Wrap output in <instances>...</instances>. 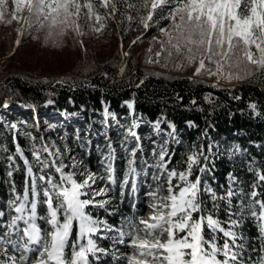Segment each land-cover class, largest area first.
<instances>
[{
    "label": "snow or ice",
    "instance_id": "obj_1",
    "mask_svg": "<svg viewBox=\"0 0 264 264\" xmlns=\"http://www.w3.org/2000/svg\"><path fill=\"white\" fill-rule=\"evenodd\" d=\"M121 2L127 3L137 13L147 11L146 16L129 15L130 21L142 25L145 32L155 27L166 37L164 40L153 37V43L160 44L156 57L160 58L162 53H166L162 67H167L173 58L178 59L175 64L177 68L190 66L198 58V66L193 75L216 76L217 82L213 87H218L221 79L231 82L251 77L253 70L249 65L264 69V0H137L136 3H129L128 0H13L15 11L6 23L18 20L17 14L26 8L29 15L23 17L24 22L29 27L34 24L40 28L47 26V36H52L54 30L55 35L63 36L69 29L83 35L79 20H90L93 15L97 22L103 20L104 17L95 12L97 6L108 9V15L114 17L118 11L117 3ZM6 4L7 0H0V21H5L3 8ZM82 9H87V12ZM162 21H167V26H161ZM45 22H48L47 25ZM103 27L100 24V28ZM16 43L19 44V41ZM206 61L215 65V68L206 67ZM147 62L159 64L160 59H149ZM225 68L229 71L224 72ZM231 69L237 71L233 73ZM120 72L123 74L124 68ZM57 83L63 84L66 81ZM143 83L141 80L136 87L139 88ZM233 99L239 100L240 97ZM195 103L193 100L192 104ZM124 104L130 110L134 108L132 100H126ZM4 106L7 107V104ZM249 107L255 109L256 105L250 104ZM114 116L107 107L104 108L105 122ZM163 122V118H160L153 124L157 134H160ZM188 125L195 127L192 121H188ZM138 127L137 119L133 118L127 137L135 138L137 145L128 153L131 158L127 159L123 180L119 183L120 198L134 194L138 187L136 154L143 151L140 137L134 131ZM11 128L15 129L16 125L12 124ZM169 128L172 131L167 136L172 142H178L175 125L169 122ZM168 143L169 140H166L164 145L158 146V151L157 148L152 150L153 156L157 157L155 165L150 166L156 169L152 175L155 188L146 193L151 199L149 207L152 212L147 219L134 218L128 223L127 232L115 229L107 220L95 218L88 211L89 207L108 211L106 206L112 203L111 198L97 200V197L107 196L110 191L106 187L98 191L93 187L104 177L86 167L81 171L83 162L75 158L71 169L65 172L68 165L64 163L59 149L51 151L45 145L42 151L51 159L42 158L41 150H36L32 153L35 161L30 162L17 146L16 153L26 166L24 188L23 193H20L16 184L10 180L12 198L7 201V207L15 214L11 215L9 222L0 224V228L6 229L0 235V245L12 244L16 251H21V248L23 251L19 257L10 255L7 260L0 259V264H92L90 257L99 261L101 257L97 253L107 254L106 249L98 247L92 238L101 230L119 231V239L115 243L125 244L124 237H129L127 246L131 252L123 257L126 264H245L242 253L233 250L240 238L234 229H238L243 222L242 219L233 218L238 214L233 211L232 204V198L237 193L230 183L225 194L218 195L204 178L214 168L209 156L216 155L213 151L216 146L209 144L207 152L201 146L199 152L188 154L186 160L179 162L186 167L178 170L177 167L169 168L172 156L169 154ZM107 146L104 169L108 173V183L117 184L112 165L116 158L115 151L111 141ZM236 150H239L238 146ZM125 151L128 149L125 148ZM8 159L12 160L13 157ZM35 165L40 166L39 173L33 172ZM47 169H54L59 174V181L53 175L46 174ZM197 170L199 174L190 179ZM7 175L11 178L13 171ZM77 175L84 179L78 181L75 179ZM228 178L235 180L231 172ZM259 181H264V174L259 175ZM126 186L130 187V193L124 191ZM252 187L257 188L258 182ZM165 191L166 195L163 194ZM205 194L211 201V208L208 207ZM250 196L253 198L249 205L252 217L258 222L264 221V201L255 199L258 196L255 190ZM221 202L227 220L219 218ZM256 204H259L261 210L259 214L255 209ZM41 209L44 214H40ZM112 214L109 212V215ZM4 216L5 212L0 211V218ZM38 221L49 227H42ZM224 224L228 227L225 228ZM258 228L262 238L261 251H264V223H259ZM14 234H20L18 240L11 239ZM221 239L222 245L219 243ZM29 253L37 255L33 259ZM4 255H7L6 251H0V256ZM221 256L223 259H220ZM257 264H264V256L260 257Z\"/></svg>",
    "mask_w": 264,
    "mask_h": 264
},
{
    "label": "trees",
    "instance_id": "obj_2",
    "mask_svg": "<svg viewBox=\"0 0 264 264\" xmlns=\"http://www.w3.org/2000/svg\"><path fill=\"white\" fill-rule=\"evenodd\" d=\"M128 2L136 3L137 0H128ZM117 8L116 14L122 16L120 31L127 35L133 30L135 23L130 21L128 16H136L137 12L123 2L117 3ZM105 10L99 6L95 8L97 14H102ZM84 11L87 12V9ZM108 22L113 25L115 19L109 18ZM167 23L162 21L161 26ZM118 66L119 58L115 56L102 60L95 59L90 54L84 58L83 62L80 61L71 68L73 73L62 75L48 74L42 66L27 69L9 62L0 63V210L4 211V200L8 197L7 191L11 190L10 180L16 184L17 191L23 193L26 166L20 155L16 153V147H20L24 157L30 162L35 161L29 149L31 140L29 141V138L22 133L15 121L16 118L20 119L25 111H28L30 115L42 112L72 116L74 120L78 117L79 126L82 124L88 127L89 133L94 137L99 135L98 117L103 119L105 107L119 119L136 118L139 127L135 130L141 136L140 144L143 149L137 152V155L140 153L142 156H148V148L151 147L148 143H144L146 133L150 129L155 131L153 124L157 119L163 118L160 134L154 135L157 136L160 145H164V142L169 140L167 147L172 156L170 169L177 167L178 170H183L186 165L179 162L186 160L188 154L199 152L201 146H204L205 152L209 144L216 146L213 148L216 155L209 156L214 168L204 178L218 195H224L231 183L233 190L237 193L232 198V204L233 211L238 214L233 218L243 220L240 227L234 229L239 233L240 238L237 239L233 250H239L242 253L245 264H257L260 257L264 256V251H261L262 238L258 228L260 222L252 217V209L249 205L253 199L250 193L254 190L258 192L255 199L264 200V181H259V175L264 174V69L257 65H249V68L253 70L251 77L237 81L231 86L219 84L218 87H213L215 83L199 77L172 74L144 66H137L130 71L132 64L129 60L122 67L123 74L117 68ZM184 67L188 68V66ZM196 67L194 64L190 66V69L192 68L195 72ZM12 70L14 72H11ZM104 70L109 73L104 74ZM231 71L234 73L237 70L231 69ZM36 73L45 75L33 77ZM61 80L66 83H57ZM141 80L144 83L137 88L136 85ZM236 96L240 99H233ZM49 100L52 103H48ZM126 100L134 101L132 110L124 104ZM193 100L196 101L195 104H192ZM5 104L7 107L4 106ZM250 104H255L256 108H250ZM9 110L12 111L9 112ZM11 112H13L12 116ZM7 121L11 122V125L15 124L16 128L6 127L4 123ZM110 121L109 117L106 122L110 123ZM188 121H192L195 127H190ZM169 122L175 125V136L178 142H172L167 136V133L172 131L169 128ZM78 140L67 137V142L80 157L83 166L89 171H97L99 167L97 151L92 146L86 149L85 145L79 144ZM32 141L36 140L32 139ZM10 156L13 157L12 160L8 159ZM41 156L51 159L42 150ZM209 166L211 167V164ZM70 169L71 166L68 165L65 172ZM39 170V165L33 167L34 173H39ZM9 171H13L11 178L7 175ZM229 172L235 177L234 181L228 178ZM45 173L53 175L59 181V174H56L54 169H47ZM195 174H199L198 170L190 179H194ZM83 178L80 175L75 177L78 181H82ZM257 182L258 187L253 189L252 185ZM205 199L208 200V207L211 208V201L207 194ZM119 203V212L127 214L128 207L120 200ZM221 203L222 210L219 218L227 220V213L223 211L224 205L223 202ZM255 209L259 213V204L255 205ZM43 211L41 209L40 213ZM88 211L102 215L110 224H119V216L115 212L109 215V211L104 209L97 211L91 207ZM4 212V217H7V212ZM38 223L42 225V222L38 221ZM223 226L228 227L227 224ZM0 233H3V228H0ZM220 235L222 236V233ZM96 238L101 248L106 251L112 248L110 240L106 237ZM219 243L222 245L223 239ZM115 248L121 254L129 252L126 244L115 243ZM68 250L70 251V247ZM0 251L7 253L0 256V259L7 260L10 255L18 257L11 244L0 245ZM97 255L101 259L97 261L90 257L92 264H111L116 258L112 254L97 253ZM30 258L34 259V256L31 255ZM220 259L223 257L221 256ZM113 262L116 263L117 260Z\"/></svg>",
    "mask_w": 264,
    "mask_h": 264
},
{
    "label": "rangeland",
    "instance_id": "obj_3",
    "mask_svg": "<svg viewBox=\"0 0 264 264\" xmlns=\"http://www.w3.org/2000/svg\"><path fill=\"white\" fill-rule=\"evenodd\" d=\"M3 10L5 12V21H0V63L9 62L10 64L18 66L21 65L27 69H32L33 67L39 68L42 66L48 74L62 75L73 73L71 68L77 65L80 61L83 62L84 58L88 54L95 59L99 58L102 60L110 59L115 56L119 58V66L117 67L119 69H121L126 61L129 60L132 64L130 71L137 66H144L172 74L199 77L211 83L217 82L216 76L193 75L194 71L192 68L190 69V66L194 64L195 66H198V58L195 62L188 66V68L184 66V68L172 67L178 62L177 58H173V60H171L172 62L169 61L167 67H162L161 65L164 63L163 57L166 53H162L160 58L156 57L155 53L160 50V44L153 43V37H156L157 40H164L166 37L162 35L157 28L149 29L145 32L142 25L136 22L133 24V30H131L129 34L124 35L122 34V31H120V21L122 16L117 14H115L114 17L109 16L108 9H106L104 13L99 14L104 17V19L100 22L96 21L95 15H93L90 20L85 18L78 21V23L82 26L81 31L83 32V35L69 29L63 36L55 35V30L52 36H47V26L40 28L38 25L34 24L32 27H29L23 20V17L29 15L26 8L22 9L17 14L19 17L18 20L12 21L10 24L6 23L7 20L11 19V13L15 11V4L13 3V0H7V4ZM82 11L85 12L84 9H82ZM141 15L146 16L147 11L143 10L136 13V17ZM109 18L115 19V24H110L108 22ZM47 23L48 22H45L46 25ZM100 24H103L104 27L100 28ZM96 28H99L100 30L95 31L94 29ZM137 37H140V39L137 40ZM134 40H137L135 44H133ZM17 41H19V44L16 43ZM149 48H151V52H149ZM252 50L255 52L254 46ZM124 53H128V55L125 56ZM149 59L152 61L160 59V63H148L147 61ZM206 67H212L214 69L215 65L208 64L206 61ZM223 71L228 72V69L225 68ZM11 72L14 71L12 70ZM103 73L108 74L109 72L104 70ZM44 75L45 74L36 73L33 77L37 78ZM236 82V80L228 82L225 79H221L219 84L231 86ZM10 111L12 110H9V112ZM10 114L12 116L13 112ZM98 119L100 124L98 127L99 135L95 137L89 133L88 127L82 124L79 126L78 117H75L74 120L72 116H62L52 113L43 114L42 112H35L30 115L28 111H25L23 115H21L20 119L16 118L15 121L17 123V127L29 138V141L31 140L32 142L29 146L31 155L33 151L42 150L43 147L47 145L51 151L59 149L64 163L72 166L73 158L77 161L82 160L78 157L77 153L72 150L73 147L67 142V137L70 136L71 140L79 139V144L85 145L86 149L88 146H92V148L97 151V161L99 163V167L97 171L91 172L104 177L103 180H98L93 187L97 191L101 187L110 189L107 196L97 197V200L107 198L112 199V203L106 207L109 212H115V214L119 216V224L115 226L110 224V222L108 223L115 229L127 232L129 230L128 223H130L134 218L143 217L147 219L152 212V209L149 207L151 199L146 195V193L155 188L152 175L156 172V169L150 166H154L157 159V157L153 156L152 150L153 148H157L158 151L160 143L157 136L154 135L156 132L150 129L144 138V143L151 145V147L148 148V156H142L140 153L138 155L136 154L137 163L135 166L137 169L136 179L138 187L134 194L120 198L119 183L123 180L127 159L131 158L128 153L131 149L136 148L137 145L135 138L127 137V132L131 127L132 119L128 118L125 120L117 117H110V123L105 122L104 117L103 119L98 117ZM4 125L6 127H10L11 122L7 121ZM134 131L136 130L134 129ZM137 135L141 139L138 132ZM32 139H35L36 141L33 142ZM109 141H111L112 147L115 151L116 158L112 161V165L114 168V175L117 179V184L108 183V173L104 169V157L108 153L107 145ZM53 145H55V147H52ZM60 145L63 149H61ZM125 148L128 149L127 152L125 151ZM84 168L85 167L82 163L80 170L83 171ZM124 191L126 193H130L131 189L126 186ZM7 193L8 197L5 198L3 206V210L7 212V219H5L6 221L4 224L10 221L11 215L15 214L7 207V201L12 198V192L8 189ZM163 194L166 195V191ZM119 200L128 207L127 214L119 212ZM94 209L100 211V208ZM260 211L261 210H259V212ZM40 214H44V211ZM92 215L95 218L106 220L102 215L96 214L95 212H93ZM260 223H263V221H260ZM42 227L48 228L49 226L42 222ZM99 235L106 237L112 244V248H108L107 254L114 255L117 262H113L116 261L114 259L111 264H126L123 257L130 254L131 249L128 247L129 252L121 254L116 250L115 246H113L115 241L119 239V231L108 232L106 230H101L93 236L92 238L95 243L101 248L102 246L96 238ZM128 239L129 237H124L126 245ZM21 251H23L22 248ZM21 251H19V256Z\"/></svg>",
    "mask_w": 264,
    "mask_h": 264
},
{
    "label": "built area",
    "instance_id": "obj_4",
    "mask_svg": "<svg viewBox=\"0 0 264 264\" xmlns=\"http://www.w3.org/2000/svg\"><path fill=\"white\" fill-rule=\"evenodd\" d=\"M32 142H30V145H31Z\"/></svg>",
    "mask_w": 264,
    "mask_h": 264
},
{
    "label": "bare ground",
    "instance_id": "obj_5",
    "mask_svg": "<svg viewBox=\"0 0 264 264\" xmlns=\"http://www.w3.org/2000/svg\"><path fill=\"white\" fill-rule=\"evenodd\" d=\"M263 223H264V221H263Z\"/></svg>",
    "mask_w": 264,
    "mask_h": 264
}]
</instances>
